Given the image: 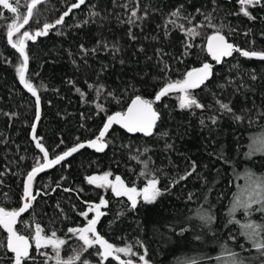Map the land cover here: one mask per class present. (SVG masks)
I'll return each instance as SVG.
<instances>
[{
    "label": "trees",
    "instance_id": "1",
    "mask_svg": "<svg viewBox=\"0 0 264 264\" xmlns=\"http://www.w3.org/2000/svg\"><path fill=\"white\" fill-rule=\"evenodd\" d=\"M28 2L21 0L22 14H26ZM74 2L47 0L38 6L37 14L25 30L34 33L45 22H54ZM125 3L129 8L136 7L131 0H86L63 25L35 43L27 42L26 78L37 88L41 101L36 135L42 138L50 158L78 142L94 139L107 115L125 110L135 95L154 99L166 80L182 79L191 68L212 63L205 51L212 28H201V35L190 41L193 47L187 50V38L179 29L169 25L165 35V19L179 5H184L186 13L195 15L194 25L204 19L196 14L197 8L207 13L215 7L214 23L226 25L223 31L230 42L242 49H264V8L261 7L249 9L256 17L249 20L242 14H229L239 12L238 0H216L215 5L212 0H139L138 14L143 15L147 10V18L129 25L121 22L127 21L130 14L122 7ZM91 5H95L94 10L100 16H89ZM0 12H3L0 17V206L13 210L21 204L27 172L41 155L30 139L35 102L19 83L16 67L21 60L7 43V25L13 14L2 7ZM84 20L89 22L83 24ZM229 29L235 31L229 34ZM129 31L135 39L129 36ZM245 32L249 34L244 35ZM100 41L109 48L101 45L95 54H82L81 45L93 49ZM113 44L119 48L115 54L111 49ZM252 73L256 80L251 79ZM241 82L246 87L237 90ZM89 84H102L104 92L98 97ZM77 88L86 94L84 98ZM192 91L206 105L203 110L181 109L180 94L172 93L154 105L160 119L152 137H131L113 128L103 154L83 150L38 177L33 192L41 194L30 212L20 219L18 231L30 236L35 223H40L46 232L55 230L65 238L69 227L87 223L79 214L86 210L85 202L99 203L103 196L109 203L101 208L105 215L100 218L97 231L116 246L132 245L138 255L146 249L150 264H191L192 260L197 264H229L226 249L240 253L246 264H261L259 254L241 235V225L248 220L264 223V213L254 210L249 217L241 209L229 216V209L239 184L249 173L264 176V153L249 155L252 138L264 133V61L234 53L213 68V75L202 88ZM108 92L119 102L108 96ZM217 98L230 102L235 114L243 119L236 120L232 114L218 111ZM97 104H102L105 111H99ZM211 116L217 117L215 124L211 123ZM201 119L204 124L200 123ZM144 148L149 151L141 159L151 157L150 167L158 170L162 195L155 202L141 199L132 209L126 197H116L110 190L87 183V176L111 171L110 179L119 175L129 186L134 182L137 187H143L144 180L138 177L142 165L130 157ZM193 162L195 171H192ZM189 171H192L190 176L179 180ZM198 208L210 210L214 217L211 224L206 225L196 217ZM93 215L90 213L89 219ZM5 238L0 229V241ZM80 243L71 239L62 249V257L74 255L73 250H79ZM3 255L0 249V256ZM121 258L125 259L122 255ZM42 259L37 255L36 264H41ZM81 259H87L90 264L99 262L95 249L83 253ZM104 264L118 262L109 258Z\"/></svg>",
    "mask_w": 264,
    "mask_h": 264
},
{
    "label": "snow or ice",
    "instance_id": "2",
    "mask_svg": "<svg viewBox=\"0 0 264 264\" xmlns=\"http://www.w3.org/2000/svg\"><path fill=\"white\" fill-rule=\"evenodd\" d=\"M42 2L43 0H30V2L25 4L26 14H22L20 11L21 0H0V7L13 14L11 23L7 25V42L22 58L21 63L16 67V73L20 83L32 94V96L35 97L36 121H39L40 119V96L37 94V88L30 82V79L26 78L29 63V56L26 51L27 41H35L37 37L47 35L48 32L56 26L63 25L65 17L69 16L74 9H80L81 5L86 4V0H76V2L70 4L67 10L64 11L59 18L52 23L45 22L42 28L35 31L34 34L27 30L21 32V29L24 28L25 25H28L30 19L37 14L38 5ZM131 2L135 3L136 7L129 8L128 3L123 4L122 7L129 11L130 14L128 15L127 21L121 22H126L129 25H136L137 21H142L147 18L148 12L145 10L143 15H139V0H131ZM212 2L215 5L216 0H212ZM238 3L240 5L239 12L229 14H242L249 20L256 19L251 11H249L250 8H264V0H238ZM94 9L95 5H91L89 16H100V13ZM215 11L216 8L214 7L213 12ZM213 12L205 13L200 8H197L196 14L202 15L204 19L200 24L194 25L192 21L195 19V15L186 13L184 5L181 4L172 10L166 17L163 25L165 35L168 34L169 25L173 28L179 29L187 38L185 42V49L187 50L193 47V44L190 43V41L201 35V28H212V34L208 35L206 38L205 51L217 64L222 63L226 57H232L234 53H238L245 58H256L264 61V49H242L240 46L230 42L223 31L226 25H217L214 23L216 18L213 15ZM2 16L3 12H0V17ZM88 22V20H84L83 24H87ZM79 26L81 25L77 24V27ZM234 31L235 29H229V34ZM248 34V32L244 33V35ZM129 36L135 39V37L132 36L131 31H129ZM14 37L16 38L14 39ZM101 45H103L105 49L109 48L107 43L100 41L98 42V46L93 49H86L81 45V52L84 56H87L89 53L95 54ZM111 49L114 54L119 51V48L115 44L111 46ZM121 63H123V61H121ZM164 70H167V66ZM212 75L213 64L204 62L200 67H194L187 71L182 79L166 80L163 86L155 93L154 99H146L141 95H135L125 110L116 111L111 115H107L102 128L94 139H91L86 143L78 142L74 146L67 148V150L63 151L61 154L55 155L54 158H50L49 151L42 143V138L37 137L36 124L33 123L31 126L32 139L35 141V147L39 149L42 156L36 158L33 167L26 174V179L23 183V194L21 197L22 205L18 209L13 210H7L5 207H0V229H3L4 232L7 233L6 238L3 241H0V249H3L4 251V255L0 256V261L6 260L7 264H29V262H31V264H36V258L38 255L43 258L41 264H49L50 261L53 262V264H78V262L79 264H90L87 259H81V257L82 254L88 252L89 249H95V254L99 257L98 264H104L109 258L117 261L118 264H136L131 257L138 255V253L133 252L132 245L128 244L123 247L116 246L113 243H110L97 231V224L99 223L100 218L105 215V213L101 211V208L106 207L109 203L103 196L100 197L99 203L85 202L87 204L86 210L81 211L79 214L84 217L87 223L82 227H69L65 238L58 236L57 231L55 230H51L50 233L46 232L45 228L42 227L40 223H35L30 236L23 235L16 227L18 218H20L23 213L27 212L32 207L33 201L36 200V195L33 194V188L36 177L39 173H42L46 169L52 168L55 165L61 164L62 161H65L68 157L86 146L95 149L97 152H103L108 147L109 141L107 140V136L114 125H118L121 129H124L130 134L142 133L144 136L153 135V130L156 127L157 121L160 119L159 113L155 109L154 104L172 93L180 94L178 100L181 109L203 110L206 105L197 99L192 90L205 85ZM251 79H257L254 73L251 74ZM229 83L231 84L232 81L230 80ZM88 87L90 89L95 88L98 97L104 92V86L102 84L98 86L89 84ZM221 87L224 86L221 85ZM244 87H246V85L241 82L237 90ZM76 91L80 93L82 98L85 97L86 94L81 91L80 88H77ZM107 95L113 96L114 99H117L111 92H108ZM213 95L215 96V94ZM117 102H119L118 99ZM215 103L218 105V111L232 114L233 118L236 120L243 119V117L235 114L230 102H224L217 98ZM96 107L101 112L105 111L102 104H97ZM209 119L212 124L217 122L216 116H211ZM200 123L204 124V120L201 119ZM164 135H167V133H164ZM61 143H63V141H61ZM167 147L171 148L172 145H167ZM250 149L251 151L249 155L254 152H264V133L252 138ZM148 151V148H144L143 152H140L138 149L137 154L130 157L142 165L138 177L143 178V187H137L134 182L129 186V183H126L125 179L119 175L110 179V177L113 176L111 171H106L100 175L87 176V183L100 189L110 190L116 197H126L127 200L130 201L132 209L137 207V204L141 199L146 203L155 202L156 199L162 195V190L159 187L160 181L156 175L158 170L150 167L153 163L151 157L141 159V156ZM195 167V162H193L192 171H195ZM192 171L187 172L184 176H180L179 180L186 179L192 174ZM247 179V187L243 189L239 195L233 197V202L229 209V216H234V214L241 209L245 215L249 217L254 210L264 213V176H255L253 173H249ZM178 182L179 181L177 180L174 183ZM65 191H70V189H65ZM38 194L39 193H37V195ZM189 199H191V196ZM254 205H257L258 207L254 209ZM90 213L94 214L91 219H89ZM196 217L206 225L211 224L214 219L210 210L203 208L196 209ZM229 222L239 223V221L233 220H230ZM241 227V235L246 238L251 247L259 254L258 258L260 259L261 264H264V223L248 220V222L242 224ZM73 238L81 242L80 248L79 250L74 249V255L65 259L61 255L62 249L68 245ZM231 239L234 240L235 237H231ZM137 243H139V241H137ZM240 247L243 248L244 246L241 245ZM47 249H51V252L45 251ZM33 250L35 251V255L33 254ZM226 250L230 257L229 264H246L245 258L240 253L230 249ZM121 254H123L124 257L129 258L122 259ZM146 256V249L144 254L138 255L139 261L142 262V264H149V260L146 259ZM191 264H197V261L192 260Z\"/></svg>",
    "mask_w": 264,
    "mask_h": 264
},
{
    "label": "water",
    "instance_id": "3",
    "mask_svg": "<svg viewBox=\"0 0 264 264\" xmlns=\"http://www.w3.org/2000/svg\"><path fill=\"white\" fill-rule=\"evenodd\" d=\"M46 1H47V0H43V2H42L41 4L45 3ZM41 4H40V5H41ZM38 6H39V5H38ZM75 10H77V9H74L73 11H75ZM68 17H69V16L65 17V19L68 18ZM30 20H31V19H30ZM29 23H30V22H29ZM27 26H28V25H25V27L21 29V32L25 31V29H26ZM58 26H60V25H58ZM58 26H56V27H58ZM56 27H55V28H56ZM55 28L51 29L50 31H53ZM50 31H49V32H50ZM49 32H48V33H49ZM34 33H35V32H34ZM34 33H33V34H34ZM47 35H48V34H47ZM47 35L37 37L35 41H27V42L35 43L38 39H40V38H44V37H46ZM7 43H8V42H7ZM8 45H9V44H8ZM9 47H10L12 50H14V51L19 55V53H18L14 48H12L11 45H9ZM26 49H27V47H26ZM19 57H20V55H19ZM210 59H211V57H210ZM224 59H225V58H224ZM254 59H256V58H254ZM20 60H22L21 57H20ZM211 61H212L211 64H213V68H215V67H217V66H220V65L222 64V63L217 64V63H216L215 61H213L212 59H211ZM27 70H28V69H27ZM26 76H27V73H26ZM18 79H19V78H18ZM19 83H20V81H19ZM20 85H21L22 89L34 99V102H35V97L32 96V94H31L30 92H28L27 89L24 88V86H23L21 83H20ZM202 86H203V85H202ZM202 86H201L200 88H202ZM200 88H198V89H200ZM198 89H194V90H198ZM37 94H38V93H37ZM130 102H131V101H130ZM130 102H129V103H130ZM158 102H159V101H158ZM158 102H156L155 104H157ZM155 104H154V105H155ZM35 110H36V103H35ZM110 115H111V114H110ZM35 116H36V114H35ZM40 117H41V101H40ZM39 121H40V119H39ZM39 121H36V119L34 120V123L36 124V130H37V126H38ZM157 123H158V121H157ZM102 126H103V125H102ZM101 128H102V127H101ZM113 128L119 129V130H121L122 132H124L126 135L131 136V137L139 135V136H142V137H144V138H150V137L153 136V135H151V136H144L142 133L130 134V133H127L124 129H121L118 125H114ZM113 128H112V129H113ZM155 128H156V127H155ZM155 128H154V130H153V134H154ZM112 129L110 130V132L112 131ZM110 132H109V133H110ZM30 139H31V141H32V143H33V145H34V147H35V141H33V139H32V128H31V132H30ZM83 143H86V142H83ZM35 149H36V150L39 152V154L42 156V153H40L39 149H37L36 147H35ZM106 149H107V148H106ZM106 149H105L103 152H97L95 149H93V148H88V147L86 146L85 148L80 149L78 152L74 153L72 156L68 157L65 161H62L61 164L67 162L69 159H71L73 156H75L76 154H78L79 152H81V151H83V150H88V151H90V152H93V153H95V154L100 155V154H103V153L106 151ZM61 164H59V165H55V166H53L52 168L46 169L44 172L39 173V174L37 175L36 179H37L38 177H40V176L46 174V173H49V172L53 171L56 167L60 166ZM25 179H26V177H25ZM37 193H39V194L37 195ZM22 194H23V192H22ZM33 194L36 195V199H37L38 196H39L41 193H40L39 191H37V192H35V193L33 192ZM33 203H34V201H33ZM33 203H32V205H33ZM21 205H22V200H21V204H20V206H21ZM20 206H19V207H20ZM0 207H1V206H0ZM7 210H8V209H7ZM30 210H31V208H30L27 212L23 213V214L21 215L20 218H18V223H17L16 227L18 226L20 219H21L22 217H24L26 214H28V213L30 212ZM1 230L4 232L3 229H1ZM4 234L7 236V233H6V232H4Z\"/></svg>",
    "mask_w": 264,
    "mask_h": 264
},
{
    "label": "rangeland",
    "instance_id": "4",
    "mask_svg": "<svg viewBox=\"0 0 264 264\" xmlns=\"http://www.w3.org/2000/svg\"><path fill=\"white\" fill-rule=\"evenodd\" d=\"M260 176H263V175H260ZM247 177H245L242 180V182L239 184V186L237 188V191H236V195H239L242 192V190L247 187V185H248V179H247ZM254 206H255L254 208H257L258 207L257 205H254ZM140 254H144V252H141ZM121 255H122V257H124L123 254H121ZM124 258L125 259H128L129 257H124ZM131 259H133L136 262V264H142V262L139 261L138 255H136L134 258L131 257Z\"/></svg>",
    "mask_w": 264,
    "mask_h": 264
}]
</instances>
